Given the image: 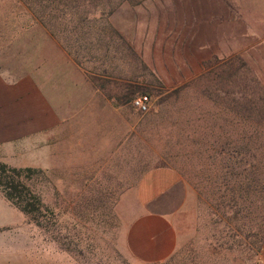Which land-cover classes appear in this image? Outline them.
<instances>
[{
    "label": "rangeland",
    "instance_id": "rangeland-1",
    "mask_svg": "<svg viewBox=\"0 0 264 264\" xmlns=\"http://www.w3.org/2000/svg\"><path fill=\"white\" fill-rule=\"evenodd\" d=\"M211 2L204 48L190 39L189 0H0V62L36 75L60 106L69 98L64 115L81 125L82 190L53 192L41 170L27 183L44 206V246L75 264H142L122 249L127 193L169 166L188 194L162 264H264V47L253 3ZM145 88L141 111L126 97Z\"/></svg>",
    "mask_w": 264,
    "mask_h": 264
},
{
    "label": "crops",
    "instance_id": "crops-1",
    "mask_svg": "<svg viewBox=\"0 0 264 264\" xmlns=\"http://www.w3.org/2000/svg\"><path fill=\"white\" fill-rule=\"evenodd\" d=\"M187 1L174 0L175 7L179 8L181 3L187 7ZM189 1L188 14L194 17L190 39L196 46L199 40L205 41L199 46L207 48L210 36L198 26L214 22L216 14L204 10L214 7L213 3ZM248 1L247 6L253 3L252 12L258 18L253 26L255 36L264 47V35L260 34L264 33V0ZM247 30L245 25L242 37L248 36ZM3 44L0 41V48L5 47ZM59 104L62 101L55 103L46 95L36 75H16L0 62V161L44 171L51 177L53 192L82 190V173L75 170L74 164L82 160V140L77 141V156L73 148L74 135L80 132L75 128L81 125L64 115L65 109L72 112L69 98L67 108ZM70 167L77 175H70ZM187 194V184L175 168L158 166L144 172L127 193L126 206L130 210L124 220L123 252L142 264H159L170 259L179 245L176 221ZM0 264H75V260L72 253L57 244L44 246L42 228L33 224L0 190Z\"/></svg>",
    "mask_w": 264,
    "mask_h": 264
},
{
    "label": "trees",
    "instance_id": "trees-1",
    "mask_svg": "<svg viewBox=\"0 0 264 264\" xmlns=\"http://www.w3.org/2000/svg\"><path fill=\"white\" fill-rule=\"evenodd\" d=\"M86 1L88 0H82L83 3ZM88 34L90 33H86L85 35ZM136 93L138 95L135 97ZM143 95L154 96L150 89L145 88L129 92L126 98L128 100H135L137 97ZM122 100L125 99L121 98ZM37 172H40V170L34 167H14L0 161V190L15 206L28 216L31 222L41 227L42 224L39 218L44 206L37 192L27 184Z\"/></svg>",
    "mask_w": 264,
    "mask_h": 264
},
{
    "label": "built area",
    "instance_id": "built-area-1",
    "mask_svg": "<svg viewBox=\"0 0 264 264\" xmlns=\"http://www.w3.org/2000/svg\"><path fill=\"white\" fill-rule=\"evenodd\" d=\"M151 99L148 95L137 97L134 100V105L141 111H147L150 107Z\"/></svg>",
    "mask_w": 264,
    "mask_h": 264
}]
</instances>
